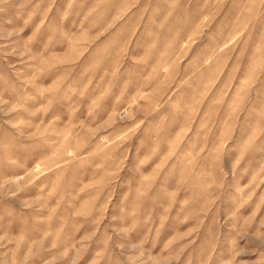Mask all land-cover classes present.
<instances>
[{"label":"rangeland","instance_id":"obj_1","mask_svg":"<svg viewBox=\"0 0 264 264\" xmlns=\"http://www.w3.org/2000/svg\"><path fill=\"white\" fill-rule=\"evenodd\" d=\"M0 264H264V0H0Z\"/></svg>","mask_w":264,"mask_h":264}]
</instances>
